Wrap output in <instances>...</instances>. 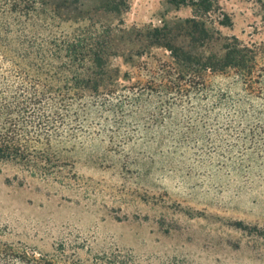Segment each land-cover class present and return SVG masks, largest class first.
Wrapping results in <instances>:
<instances>
[{
    "label": "trees",
    "instance_id": "1",
    "mask_svg": "<svg viewBox=\"0 0 264 264\" xmlns=\"http://www.w3.org/2000/svg\"><path fill=\"white\" fill-rule=\"evenodd\" d=\"M91 2L0 0V161L48 178L68 166L82 133L103 131L112 141L118 128L110 123L141 125L143 118L153 119L145 132L164 128L178 143L206 135L225 164L235 153L240 162L264 159L263 48L221 34L218 28L232 21L216 0H165L175 10L189 8L190 16L142 27L104 26L87 17L90 11L120 17L127 0ZM64 24L76 27L66 32ZM116 60L144 80L125 85L131 74ZM228 73L241 88L237 95L208 85L209 75ZM182 105L196 109L186 128L174 122ZM206 108L227 110L225 123L215 116L207 128ZM95 120L104 121L103 129L92 126ZM0 264L135 263L118 251L80 258L61 245L41 254L0 239Z\"/></svg>",
    "mask_w": 264,
    "mask_h": 264
},
{
    "label": "rangeland",
    "instance_id": "2",
    "mask_svg": "<svg viewBox=\"0 0 264 264\" xmlns=\"http://www.w3.org/2000/svg\"><path fill=\"white\" fill-rule=\"evenodd\" d=\"M216 1L232 21L218 28L221 34L261 45L264 59V0ZM127 5L120 17L93 11L87 17L104 26L142 27L190 16L189 8L175 10L165 0H127ZM154 53L162 57L161 51ZM115 63L131 74L125 85L144 80L135 68ZM207 81L222 93H240L230 73L209 75ZM204 110L207 128L215 116L225 123L227 110ZM195 112L182 105L174 122L189 127ZM92 123L95 128L101 120ZM152 123V118L141 125L110 123L118 128L112 141L103 131L82 133L68 166L48 178L0 161V239L41 254L61 245L80 258L118 251L135 264H264V159L240 162L235 153L225 164L206 135L178 143L164 128L145 132Z\"/></svg>",
    "mask_w": 264,
    "mask_h": 264
}]
</instances>
